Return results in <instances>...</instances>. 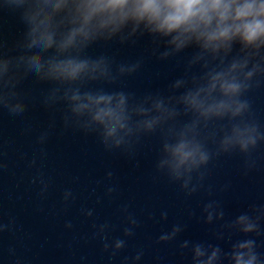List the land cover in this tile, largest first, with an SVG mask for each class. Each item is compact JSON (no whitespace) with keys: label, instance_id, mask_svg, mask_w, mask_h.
I'll use <instances>...</instances> for the list:
<instances>
[{"label":"water","instance_id":"water-1","mask_svg":"<svg viewBox=\"0 0 264 264\" xmlns=\"http://www.w3.org/2000/svg\"><path fill=\"white\" fill-rule=\"evenodd\" d=\"M24 10L0 0V62L12 77L7 87L8 77L0 78V97L25 106L13 113L0 104V264H195L196 244L206 256L219 248L214 264H232L234 245L247 240L264 264V139L247 152L220 148L233 124H255L264 134V76L242 97L249 108L241 117L200 129L210 159L176 180L159 166L163 145L173 142L168 128L179 129L191 114L115 146L98 128L79 126L66 90L124 92L130 105L149 95L178 96L184 89L172 91L176 80L202 74L200 65L188 67L197 49L160 59L163 43L148 35L97 42L82 56L108 58L114 76L121 64L139 67L111 82L61 85L25 73L22 58L40 50L27 47ZM241 215L253 232L241 230Z\"/></svg>","mask_w":264,"mask_h":264},{"label":"clouds","instance_id":"clouds-1","mask_svg":"<svg viewBox=\"0 0 264 264\" xmlns=\"http://www.w3.org/2000/svg\"><path fill=\"white\" fill-rule=\"evenodd\" d=\"M25 7L22 20L27 25L28 49H39L25 58V73L34 72L61 85L90 81H114L116 76L131 74L138 64L123 65L112 73L111 62L100 56H82L97 42L114 39L121 44L148 35L153 43L162 42L160 59L175 56L190 47L197 49L188 67L200 65L202 74L178 79L167 98L146 96L130 105L124 92H84L69 88L72 113L84 129H99L107 144L119 146L125 137L151 133L180 115L192 119L179 129L173 124L165 141L161 168L181 180L206 165L210 154L198 139L200 129L216 119L235 120L249 108L242 97L253 86L254 78L264 76V0H12ZM49 49L54 54L45 55ZM3 86L12 84L8 62H0ZM14 86V85H13ZM13 113L24 110V104H10L0 97ZM182 109V112L180 111ZM136 118V119H133ZM264 139L255 124H233L220 141L222 150L239 148L247 152ZM188 180L184 179V187ZM211 219V216H209ZM242 231L253 232L255 225L246 215L237 218ZM178 229L173 230V234ZM167 236H162L161 240ZM187 243H185V246ZM254 242L234 245L232 264H257ZM247 249V251L245 250ZM195 264H214L220 250L213 248L206 256L203 246L193 247ZM206 257V258H205Z\"/></svg>","mask_w":264,"mask_h":264}]
</instances>
